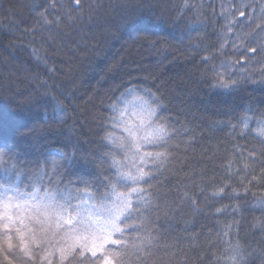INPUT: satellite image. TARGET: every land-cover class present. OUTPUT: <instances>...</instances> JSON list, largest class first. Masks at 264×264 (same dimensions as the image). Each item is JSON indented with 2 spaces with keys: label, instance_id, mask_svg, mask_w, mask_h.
I'll use <instances>...</instances> for the list:
<instances>
[{
  "label": "snow or ice",
  "instance_id": "6c2138e0",
  "mask_svg": "<svg viewBox=\"0 0 264 264\" xmlns=\"http://www.w3.org/2000/svg\"><path fill=\"white\" fill-rule=\"evenodd\" d=\"M26 7L27 47L47 65L44 45L84 19L83 0H33ZM171 8L187 21L190 38L204 30L209 14L223 19L213 50L194 45L201 74L213 87L230 90L252 79L257 70L249 65L264 58V39H258L264 35V0H239L238 6L221 0L219 10L205 0H177ZM242 24L248 31H236ZM258 71L264 83V67ZM114 101L104 105L100 121V140L108 146L99 157L102 171L71 178L55 159L29 168L10 146L0 145V264H264V111L250 109L251 115L229 125L231 147L222 156L219 146L196 156V137L169 115L159 88L133 84ZM253 133L256 144L237 143ZM168 173L175 177V194L163 190ZM248 195L261 211L249 225L261 236L257 246L241 240L240 204L224 203ZM185 206L216 217L217 230L196 232L195 219H184L185 235H173L167 225L184 218ZM221 216L230 220L221 224Z\"/></svg>",
  "mask_w": 264,
  "mask_h": 264
},
{
  "label": "trees",
  "instance_id": "16d2710c",
  "mask_svg": "<svg viewBox=\"0 0 264 264\" xmlns=\"http://www.w3.org/2000/svg\"><path fill=\"white\" fill-rule=\"evenodd\" d=\"M175 2L83 0L84 19L44 45L48 60L45 65L33 58L27 47L30 37L23 32L31 22L26 5L33 0H0V145L10 146L13 155H19L20 165L29 168L55 159L71 178L102 171L99 157L108 147L100 140V121L107 114L104 105L115 102L125 87L135 84L160 89L169 115L186 124L196 137L193 155L219 146L218 156H222L223 149L231 147L229 125L237 124L245 113L251 115L250 109L264 111V83L258 71L264 67L258 61L264 58L257 56L249 65L257 71L241 87H213L201 74L204 65L195 46L213 50L220 42L224 21L209 14L204 30L192 33L190 38L187 21L178 20L171 8ZM220 2L205 0L216 4L217 10ZM238 3L233 0L234 5ZM236 15L244 20L239 13ZM12 19L15 25L10 24ZM241 29L248 31L243 24L236 31ZM258 39H264V35ZM35 46L40 47V43ZM240 59L241 63L246 60ZM237 143L256 144L255 133L237 138ZM205 163L211 169V162ZM162 183L163 190L175 194L171 173L162 178ZM224 203L240 204L244 217L240 220L241 240L257 246L261 236L249 227L253 217H261L256 199L248 195ZM193 218L196 232L217 230L216 217L195 214L187 206L184 218L178 216L167 226L173 235L183 236L184 219ZM219 220L223 224L230 217L221 216ZM255 264H260L259 260Z\"/></svg>",
  "mask_w": 264,
  "mask_h": 264
}]
</instances>
